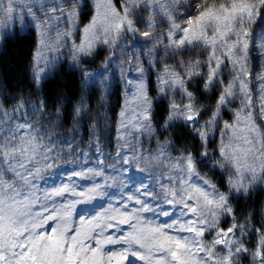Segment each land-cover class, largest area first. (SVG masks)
I'll use <instances>...</instances> for the list:
<instances>
[{"label": "snow or ice", "instance_id": "snow-or-ice-1", "mask_svg": "<svg viewBox=\"0 0 264 264\" xmlns=\"http://www.w3.org/2000/svg\"><path fill=\"white\" fill-rule=\"evenodd\" d=\"M14 39L34 89L118 70L123 103L111 125L75 106L65 133L46 101L0 99V264H264L239 208L264 191V0H0Z\"/></svg>", "mask_w": 264, "mask_h": 264}, {"label": "trees", "instance_id": "trees-1", "mask_svg": "<svg viewBox=\"0 0 264 264\" xmlns=\"http://www.w3.org/2000/svg\"><path fill=\"white\" fill-rule=\"evenodd\" d=\"M119 7L121 0H114ZM89 9L81 16L80 27L88 23L92 12ZM27 36V31L21 33ZM34 44L30 41L13 40L6 48L0 49V99L7 96L11 100L16 94L23 91L25 99L32 102L44 100L49 105V114L55 115L57 109L60 110V122L63 128L60 131L67 133L74 125V107L83 104L88 116L93 120L100 117H107L106 123L111 125L116 120V113L119 112L122 105V88L118 87L117 82L113 89L106 93L100 87L93 85H82L78 76L73 77L66 73H59L56 77H51L38 90L31 84V72L29 68L31 52ZM104 57L101 52L95 57V63L91 66H97ZM35 92L33 95L32 93ZM212 94H206L200 99L202 104H210ZM36 115H39L38 113ZM229 118V113L224 115ZM207 115L203 119H207ZM75 127L80 132V139L87 142L85 129L81 123H75ZM90 128V126H89ZM182 143V142H181ZM214 143L212 147H214ZM207 172L208 169H202ZM219 174H217L218 178ZM239 208L245 215L249 212L254 213V226L260 227L264 223V191H254L250 198H242L239 201ZM257 237L251 238V247L256 243ZM242 264H250L245 259Z\"/></svg>", "mask_w": 264, "mask_h": 264}, {"label": "rangeland", "instance_id": "rangeland-1", "mask_svg": "<svg viewBox=\"0 0 264 264\" xmlns=\"http://www.w3.org/2000/svg\"><path fill=\"white\" fill-rule=\"evenodd\" d=\"M113 2L115 3V1L113 0ZM117 6V5H116ZM118 7V6H117ZM82 28V27H81ZM77 42H79V41H77ZM104 55H105V53H104ZM259 64H260V60H259V58H258V56L254 53L253 54V57H252V66H253V68L254 69H258L259 68ZM99 65V64H98ZM97 65V66H98ZM97 66H95V67H93V66H91V65H89V67H90V69H95ZM118 77H119V72H118V70H117V72H116V76L112 79V82H111V88L110 89H108L107 91L105 90V88H102V87H100L104 92H106V93H109L112 89H113V87H114V85H115V83L117 82V80H118ZM253 87H255V83L253 84ZM121 88H122V86H121ZM122 95H123V88H122ZM123 103V102H122ZM238 105L237 104H232L230 107H232V108H235V107H237ZM229 113V115H230V117L229 118H225L224 116H223V119H225V120H231L232 119V114H231V112H228ZM99 203V202H98Z\"/></svg>", "mask_w": 264, "mask_h": 264}]
</instances>
